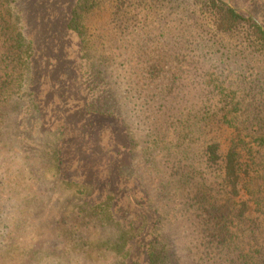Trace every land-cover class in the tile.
<instances>
[{
	"label": "trees",
	"instance_id": "1",
	"mask_svg": "<svg viewBox=\"0 0 264 264\" xmlns=\"http://www.w3.org/2000/svg\"><path fill=\"white\" fill-rule=\"evenodd\" d=\"M61 1L0 0V264H264L260 16L228 0ZM38 8L84 50L74 112L52 130L24 22ZM88 118L115 124L103 145Z\"/></svg>",
	"mask_w": 264,
	"mask_h": 264
},
{
	"label": "rangeland",
	"instance_id": "2",
	"mask_svg": "<svg viewBox=\"0 0 264 264\" xmlns=\"http://www.w3.org/2000/svg\"><path fill=\"white\" fill-rule=\"evenodd\" d=\"M75 0H63L59 4L60 9L69 10L72 3ZM230 4L238 6L245 12L252 10L257 16H260L262 22H264V0H259L256 5H252L248 0H228ZM52 8L51 5L47 6V9ZM55 11L49 13V17H54ZM45 19L43 22V17L40 14V8L36 10V20L32 23L24 21L28 32L34 39L35 54L33 58L32 74H34L32 81L35 82L34 90L37 92V99L42 100L40 104L42 113V127L45 130H52L61 121L60 109L63 108L65 112H71L76 106L75 102L69 101V98H74L73 94H69L70 86L72 85V76L83 66V58L81 57L84 50H81L80 43L76 40V36L71 31L67 30L65 26L58 29L56 32L50 33V19ZM66 23V21H64ZM49 27L44 36H41L45 28ZM46 34H49L48 36ZM59 90L63 95V105H61V99L57 94ZM58 91V92H59ZM39 97V98H38ZM79 104L80 101H78ZM70 105L71 107H69ZM91 122V121H90ZM89 124V134L93 136L98 143L101 145L106 141L108 135L113 132L114 123H103L97 122L94 125L92 122L89 123L85 120L82 126ZM120 131H123L121 123H117ZM116 126V128H117ZM89 138L86 141L89 142ZM71 172L76 171V176L87 180L89 169V162H87L86 157L78 158L76 161H71L69 166H67ZM88 181V180H87ZM144 182V178H142ZM172 239L173 244L178 248L181 247V240L175 232L173 236H167Z\"/></svg>",
	"mask_w": 264,
	"mask_h": 264
}]
</instances>
